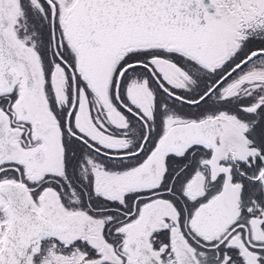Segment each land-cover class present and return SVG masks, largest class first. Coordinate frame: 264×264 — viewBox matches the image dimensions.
<instances>
[{
  "label": "snow or ice",
  "instance_id": "obj_1",
  "mask_svg": "<svg viewBox=\"0 0 264 264\" xmlns=\"http://www.w3.org/2000/svg\"><path fill=\"white\" fill-rule=\"evenodd\" d=\"M0 264H264V0H0Z\"/></svg>",
  "mask_w": 264,
  "mask_h": 264
}]
</instances>
